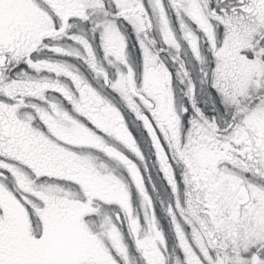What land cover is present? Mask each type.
<instances>
[{"label":"snow or ice","instance_id":"6c2138e0","mask_svg":"<svg viewBox=\"0 0 264 264\" xmlns=\"http://www.w3.org/2000/svg\"><path fill=\"white\" fill-rule=\"evenodd\" d=\"M0 264H264V0H0Z\"/></svg>","mask_w":264,"mask_h":264}]
</instances>
